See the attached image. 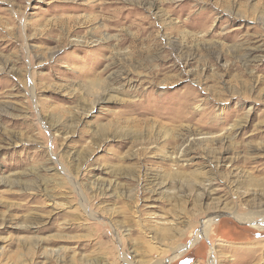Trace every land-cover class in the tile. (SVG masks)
Instances as JSON below:
<instances>
[{"label":"rangeland","instance_id":"374dc122","mask_svg":"<svg viewBox=\"0 0 264 264\" xmlns=\"http://www.w3.org/2000/svg\"><path fill=\"white\" fill-rule=\"evenodd\" d=\"M0 264H264V0H0Z\"/></svg>","mask_w":264,"mask_h":264},{"label":"bare ground","instance_id":"6f19581e","mask_svg":"<svg viewBox=\"0 0 264 264\" xmlns=\"http://www.w3.org/2000/svg\"><path fill=\"white\" fill-rule=\"evenodd\" d=\"M242 222H244L243 220H241ZM254 225H256V224H254ZM203 235V234H202ZM176 256V255H175Z\"/></svg>","mask_w":264,"mask_h":264}]
</instances>
